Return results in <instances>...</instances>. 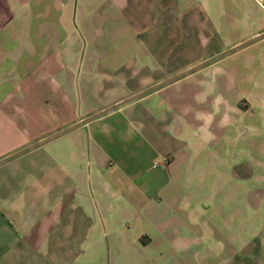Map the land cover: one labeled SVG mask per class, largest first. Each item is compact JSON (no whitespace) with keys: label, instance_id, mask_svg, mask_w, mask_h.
I'll list each match as a JSON object with an SVG mask.
<instances>
[{"label":"crops","instance_id":"0c3cea01","mask_svg":"<svg viewBox=\"0 0 264 264\" xmlns=\"http://www.w3.org/2000/svg\"><path fill=\"white\" fill-rule=\"evenodd\" d=\"M226 49L262 77L255 0H0V264H264L249 202L218 203L248 176L202 168L239 113L205 142L195 113L229 95L201 74Z\"/></svg>","mask_w":264,"mask_h":264},{"label":"rangeland","instance_id":"374dc122","mask_svg":"<svg viewBox=\"0 0 264 264\" xmlns=\"http://www.w3.org/2000/svg\"><path fill=\"white\" fill-rule=\"evenodd\" d=\"M211 57L216 64L201 74L208 83L206 87H212L214 84L216 93L227 92L229 96L225 98L227 101L224 100L225 103L221 104L222 110L226 104H230L235 105L239 113L234 118L236 123L230 132L232 140L228 143L221 142L215 147L208 146L204 150L202 168L205 172L219 175L218 180L216 176L214 180L206 181V184L207 186L216 184V187L220 184L224 185L226 182L224 173L236 172L248 176V181H240L237 184L231 181V184L235 183L238 189V195L232 197L231 202L225 196L226 194H223L219 197L218 203L223 210V221H226L225 216L228 209L233 206L244 209L245 203L249 202V240H264V94L249 95L250 86L253 87L257 82L251 80H260L259 93L263 92L264 70L257 68V71L262 73V77L250 78L249 81L243 83L240 81V74L235 75L234 65L236 59L242 57L241 54L236 55L226 49L223 52L212 54ZM239 71L244 75L247 72L251 75L252 69L249 67L247 71L242 66ZM212 157L220 159L222 163L210 164ZM225 159H231L234 162L225 164ZM243 189H248L249 194L246 195Z\"/></svg>","mask_w":264,"mask_h":264},{"label":"clouds","instance_id":"9594fccd","mask_svg":"<svg viewBox=\"0 0 264 264\" xmlns=\"http://www.w3.org/2000/svg\"><path fill=\"white\" fill-rule=\"evenodd\" d=\"M210 93L207 91L199 93L196 95L195 102L197 104H203L207 102L208 96ZM222 103H225L224 98L222 96H216L213 101V108L214 111L211 113H205V112H196L195 113V119L202 122V125L200 127V131L202 132V138L205 140L206 143H211L215 139L214 133L211 132V125L215 120V116L219 114L220 112V105ZM231 117L229 116L228 112L226 111L223 116L221 117V120L219 122V126L224 127L226 126Z\"/></svg>","mask_w":264,"mask_h":264},{"label":"built area","instance_id":"2783aa9c","mask_svg":"<svg viewBox=\"0 0 264 264\" xmlns=\"http://www.w3.org/2000/svg\"><path fill=\"white\" fill-rule=\"evenodd\" d=\"M255 2L264 10V0H255Z\"/></svg>","mask_w":264,"mask_h":264}]
</instances>
